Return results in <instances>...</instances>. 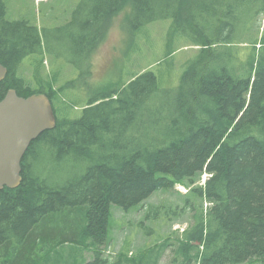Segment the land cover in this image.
<instances>
[{"label": "trees", "instance_id": "16d2710c", "mask_svg": "<svg viewBox=\"0 0 264 264\" xmlns=\"http://www.w3.org/2000/svg\"><path fill=\"white\" fill-rule=\"evenodd\" d=\"M227 1L90 0L85 10L92 30L79 52L90 55L95 35L124 6L131 34L170 18L169 39L182 35L197 48L176 87L161 89L148 69L90 98L81 117L70 119L59 118L54 107L58 72L49 79L42 61L41 72L33 65L36 87L19 73L26 57L42 54L41 36L26 18L8 20L0 0V63L7 69L0 100L9 89L21 97L44 93L56 115V126L29 144L20 184L0 189V264H137L124 254L113 261L105 254L113 243L110 207L128 211L176 184L189 189L167 221L192 208L193 224L182 230L175 249L167 238L141 253L143 264L160 263L168 247L172 260L179 256L184 264H264V32L255 36L244 28L248 35L236 38L233 27L220 26L232 22L231 12L222 10ZM65 160L73 175L48 182L49 171ZM204 201L210 203L205 214ZM71 211L83 212L82 242L56 261L48 253L58 246L37 230L51 215ZM18 243L29 245L31 257L17 256Z\"/></svg>", "mask_w": 264, "mask_h": 264}, {"label": "rangeland", "instance_id": "374dc122", "mask_svg": "<svg viewBox=\"0 0 264 264\" xmlns=\"http://www.w3.org/2000/svg\"><path fill=\"white\" fill-rule=\"evenodd\" d=\"M5 1L8 20L26 18L39 30L42 54L26 57L19 73L36 87L33 65L41 72L42 61L43 75L47 73L46 78L49 79L58 72V82L53 83L52 86L58 94L54 107L62 112L59 118H80L82 107L90 98L103 90L124 85L134 75L148 69L156 74L161 89L176 87L186 63L194 56L197 48L189 45L182 35L169 39L173 30V20L170 18L146 24L131 34L126 20L129 6H124L112 15L100 36L95 35L91 45L92 50L90 55H87L86 51H79L82 49L80 45L84 44H82L84 37L92 30L91 18L85 10L90 6V0ZM222 10L225 13L231 12L232 22L224 19L219 25L233 27L236 38L248 35L247 31H243L244 28L246 30L250 28V34L255 36H260L264 32V0H228ZM225 17L227 18L228 15ZM209 23L214 28L218 24L211 18ZM62 26H65V29L59 31ZM61 86L63 91L60 94ZM71 175H73L72 163L70 160H65L55 170L49 171L47 181L57 182ZM208 176L206 173L203 174L197 184H203ZM188 189L182 184H177L173 189L165 192L162 189L157 190L143 203L128 211L112 205L110 225L111 228L114 225V228L110 231V237L113 243H110L111 248L106 249L105 254L112 261L118 255L124 254L134 259L137 264H143L141 253L167 238L175 244V249L182 230L193 224L192 216L195 211L188 208L183 216L173 215L170 221L167 219L176 204L182 207V197L179 196L186 195ZM209 204L206 201L202 202L204 214L206 207H210ZM150 206L154 208L150 210ZM50 218L39 226L37 232L48 234V243L58 246L56 251L48 253V256H54L58 261L74 253L76 244L82 242L77 232L79 233L78 229L82 227L83 212L53 214ZM21 244L23 243L16 244L17 256L21 260L24 256L31 257V252L28 251L29 245ZM37 245L38 248L42 247L41 242ZM172 257L173 249L168 247L158 264H184L179 256L175 257L177 260H172ZM187 264H197V262ZM242 264L261 263L252 260Z\"/></svg>", "mask_w": 264, "mask_h": 264}, {"label": "water", "instance_id": "95a60500", "mask_svg": "<svg viewBox=\"0 0 264 264\" xmlns=\"http://www.w3.org/2000/svg\"><path fill=\"white\" fill-rule=\"evenodd\" d=\"M6 73L0 63V81ZM55 126L56 115L46 94L21 97L13 89L7 91L0 100V189L20 184L21 163L29 144Z\"/></svg>", "mask_w": 264, "mask_h": 264}]
</instances>
